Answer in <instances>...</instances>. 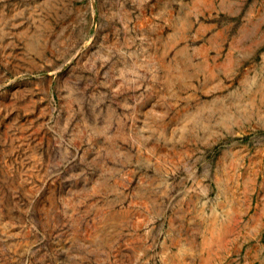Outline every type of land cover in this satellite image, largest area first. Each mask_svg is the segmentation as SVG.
I'll use <instances>...</instances> for the list:
<instances>
[{
  "label": "rangeland",
  "instance_id": "rangeland-1",
  "mask_svg": "<svg viewBox=\"0 0 264 264\" xmlns=\"http://www.w3.org/2000/svg\"><path fill=\"white\" fill-rule=\"evenodd\" d=\"M223 1L264 12L0 0V264H264V47L192 55Z\"/></svg>",
  "mask_w": 264,
  "mask_h": 264
},
{
  "label": "crops",
  "instance_id": "crops-1",
  "mask_svg": "<svg viewBox=\"0 0 264 264\" xmlns=\"http://www.w3.org/2000/svg\"><path fill=\"white\" fill-rule=\"evenodd\" d=\"M254 7V3H252L248 5L247 9H244V6L239 7V5H230V3L225 1L218 4L213 3L212 5H206V8L201 12V14H199L200 16H205L206 18L203 21L200 20L196 22L193 32L192 40L195 42L196 46L192 49V55L200 58L203 64L208 65L210 63L209 59L211 56L221 55L223 49L225 48L224 45L230 37H232L237 46L244 49L245 52L249 51L250 48L258 49L264 47L263 33H261V37L259 39L254 38L252 33H247V29L250 30L254 28V31H258L260 28L257 22H252L253 19L259 16L260 19L262 18V21L264 20V12L261 13L260 10L255 12L253 10ZM240 13H243V16H241L242 21L240 25L237 26L234 36H232L229 31L232 27V22L228 23L225 20L227 17L240 15ZM254 39L255 41L253 42ZM211 84L213 85V83ZM208 85L209 83L206 81L204 88L207 89ZM215 112H217V110L212 107L203 108L201 106H196L194 114L195 118L199 122V125H201L204 121L208 122ZM197 214L198 216L195 217L196 219L193 217V219H191L192 221H187L185 216L182 218L178 217V219L175 220L177 222L176 224L181 226L180 233L184 230L187 231L188 228L197 231L196 225H198L202 219H209L204 210H199V213ZM181 239L184 240V244H190L193 242V239L188 238V240L191 241L185 240L182 238V235ZM197 239H199L198 235Z\"/></svg>",
  "mask_w": 264,
  "mask_h": 264
}]
</instances>
